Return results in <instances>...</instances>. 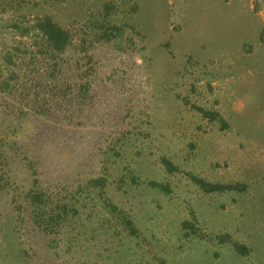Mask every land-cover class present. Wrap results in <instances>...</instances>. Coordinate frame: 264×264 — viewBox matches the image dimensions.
<instances>
[{"label":"rangeland","instance_id":"rangeland-1","mask_svg":"<svg viewBox=\"0 0 264 264\" xmlns=\"http://www.w3.org/2000/svg\"><path fill=\"white\" fill-rule=\"evenodd\" d=\"M43 16L76 44L85 40L91 62L65 54L78 64L66 71L71 92L38 117L26 88L44 75L14 48L41 43L12 24ZM100 26L119 36L97 40ZM261 36L264 0H0V133L21 113L29 119L20 151L0 149V264H264ZM8 52L19 56L13 65ZM11 71L18 78L6 90ZM82 83L90 89L80 103ZM161 157L178 172L169 174ZM184 172L246 189L206 194ZM97 178L103 189L88 184ZM31 189L42 195L45 225L66 208L52 233L33 222ZM106 203L132 220L137 237Z\"/></svg>","mask_w":264,"mask_h":264},{"label":"trees","instance_id":"trees-1","mask_svg":"<svg viewBox=\"0 0 264 264\" xmlns=\"http://www.w3.org/2000/svg\"><path fill=\"white\" fill-rule=\"evenodd\" d=\"M12 27L18 32V35L23 37H35L37 41L36 44L41 43L37 49H30L29 51L24 50L19 47H15L14 50L16 52H20V58H24V55H28L29 59L31 60L32 69L35 70V75H39L40 73L44 76L41 77H34L31 82V86L26 88L28 91L27 94L29 95V89H32V103H31V114L38 117H43L49 114L50 107L53 104L61 102L60 100L66 96L68 92H71L72 85L67 84L66 76H67V69H71L73 67L78 66V64H72L68 61L65 57V54L68 51H72L74 56L77 54H82V60L84 59L86 63L91 62V57L88 55V51L90 49V45L87 44L85 40H81L80 43H75L74 37L72 33L68 29H64L57 25L51 17L43 16V17H36L34 18L30 24L27 25H20L12 24ZM101 31L97 36V40L103 41L105 44H109L110 41L115 39L119 36L120 29L115 26H108L98 27ZM261 41L264 42V37L261 36ZM79 56V55H77ZM16 57L11 52L6 54V63L8 65H13V60ZM42 62L45 63L44 73L41 70ZM42 71V72H41ZM86 75V72L84 73ZM18 78V75L15 71H11L7 80L3 83L6 90H9L10 84ZM11 81V82H10ZM43 86L41 90L43 93H39V89ZM75 86V85H73ZM89 85L88 83H82L78 85L77 88V95L76 97L79 98L80 103L85 101L89 92ZM46 92V93H45ZM24 95V93H23ZM41 95V103L38 105H34V102L38 100V97ZM38 103V102H37ZM191 107L200 113L204 118H207L210 121L218 120L222 123L221 128L226 126L225 122L219 115L215 112L205 111L203 108L191 105ZM28 113H21L16 122H10L9 128L7 132L0 133V149L4 147H8L11 150L20 151L23 147V141L28 136L26 129H24V125L28 123L29 119L22 117L23 115ZM22 130H24L22 132ZM22 132V133H21ZM161 165L165 168V170L169 173L178 172L176 166L169 161L168 159L161 157L160 159ZM32 174L35 172L33 171L32 166H30ZM184 176L197 188L203 193H223V192H230V191H238L244 192L246 186L244 184H219V183H210L198 176H195L191 173L184 172ZM34 183L37 181L34 180ZM88 184L93 188H104V179L97 178L92 179L88 182ZM147 185L153 189L160 190L165 194H169V188L162 184L155 181H148ZM3 186V185H1ZM2 189V188H1ZM25 199L30 202L33 206V222L43 232L52 233L53 231L49 229V225L60 226L62 221L66 216V208L58 207L61 210V214L57 213L55 215H49L48 223L49 225H45L43 221V217L45 216V211L42 208L44 201L42 199L41 193L36 190H29L25 193ZM107 208H110L112 213H115L120 220L122 227L127 232L128 235L132 237H137V230L134 227V224L130 218H128L125 214L119 212L116 207L110 203H106L105 205ZM191 218L195 221V216L193 212L190 213ZM192 223H185L183 226L192 227ZM194 228V227H193ZM192 232H195L194 229ZM233 247L236 250H240L238 246L233 243ZM242 253H246V250H242ZM162 264H164L161 261Z\"/></svg>","mask_w":264,"mask_h":264}]
</instances>
